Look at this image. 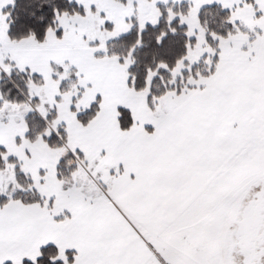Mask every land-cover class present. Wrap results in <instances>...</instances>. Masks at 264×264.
<instances>
[{"label": "snow or ice", "instance_id": "1", "mask_svg": "<svg viewBox=\"0 0 264 264\" xmlns=\"http://www.w3.org/2000/svg\"><path fill=\"white\" fill-rule=\"evenodd\" d=\"M0 264H264V0H0Z\"/></svg>", "mask_w": 264, "mask_h": 264}]
</instances>
